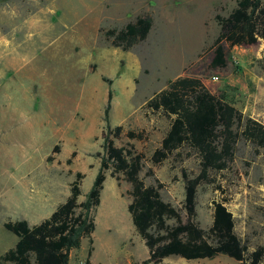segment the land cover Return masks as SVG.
Listing matches in <instances>:
<instances>
[{"label":"rangeland","instance_id":"obj_1","mask_svg":"<svg viewBox=\"0 0 264 264\" xmlns=\"http://www.w3.org/2000/svg\"><path fill=\"white\" fill-rule=\"evenodd\" d=\"M236 1L0 0V256L17 242L3 225L27 218L30 195L65 200L80 174L78 201L85 200L100 168L109 91L107 124L123 128L115 147L129 144L143 155L140 179L145 186L161 185V199L184 220L182 172L196 177L199 161L181 151V158L174 154L152 166L168 122L158 115L147 118L143 107L169 81L190 76L245 117L264 122V93L255 90L264 87L263 42L231 49L224 70L208 68L219 34L216 16H227ZM147 16L152 28L144 42L128 52L107 42L105 33ZM128 131H144L146 139L129 141ZM212 178L213 184L197 191L199 228L207 231L213 204L224 203L248 251L264 248V149L240 139L232 164ZM129 191L128 184L105 173L92 212L94 233L70 253L69 264H85L90 249L91 264H138L147 258L127 211ZM161 264L238 263L219 256L194 262L171 257Z\"/></svg>","mask_w":264,"mask_h":264},{"label":"trees","instance_id":"obj_2","mask_svg":"<svg viewBox=\"0 0 264 264\" xmlns=\"http://www.w3.org/2000/svg\"><path fill=\"white\" fill-rule=\"evenodd\" d=\"M219 34L207 57L208 68H227L228 53L236 47L264 43V0H237L227 16H216ZM152 28L150 17H138L122 30L109 31L105 38L111 47L128 52L144 42ZM110 86V81H104ZM112 100L107 95L104 110L106 129L102 134V158L99 171L85 197L79 203L80 181L76 174L69 195L51 216L29 227L25 221L7 222L3 228L12 234L15 246L0 256V264H69V255L78 250L81 241L89 240L95 224L92 212L99 206L105 173L130 186L131 202L127 208L133 228L148 251L138 264H161L175 257L187 262L212 261L219 256L238 264H264V248L249 252L236 236L232 214L224 203H214L212 223L207 231L196 222V196L202 185L214 183L212 174H220L232 164L238 141L244 140L257 150L264 149V125L245 117L223 98L212 95L196 77H179L167 83L166 89L149 99L144 115L160 116L168 122V130L159 147L152 153V166H161L172 156L181 158V151L195 156L199 173L190 179L182 172L184 182V220L159 194L161 185L145 186L140 179L144 157L127 144L117 148L114 141L123 133L122 127L110 129L108 113ZM131 141H144V131H128ZM57 150V149H55ZM151 175V171L148 172ZM173 225L169 226L168 222ZM88 252L85 264H91ZM137 264V263H135Z\"/></svg>","mask_w":264,"mask_h":264},{"label":"crops","instance_id":"obj_3","mask_svg":"<svg viewBox=\"0 0 264 264\" xmlns=\"http://www.w3.org/2000/svg\"><path fill=\"white\" fill-rule=\"evenodd\" d=\"M256 85H259V83H257ZM255 90L257 92V95H261V93H264V87H256ZM263 105H264V102H263ZM249 118L256 120L257 122H260L262 125H264L263 121L262 122L259 121L258 118L254 116H251ZM26 161L28 162L30 161V159ZM38 161L40 162L39 164L43 162L42 159H39ZM40 185L41 184H39V186ZM57 197L58 195L54 197L53 201H50L46 198L45 195L40 194V192H37L35 196L30 195L28 197V200L25 202L27 218H24L23 221H25L29 227H33L45 221L46 219H48L51 216V214L55 211V209L59 205L63 204L65 200L67 199L66 198L65 200H59V199H56Z\"/></svg>","mask_w":264,"mask_h":264}]
</instances>
